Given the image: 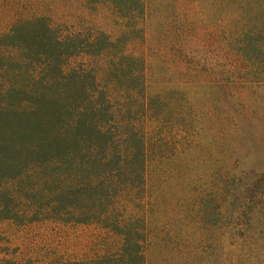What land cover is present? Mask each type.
I'll return each mask as SVG.
<instances>
[{
  "label": "rangeland",
  "instance_id": "obj_1",
  "mask_svg": "<svg viewBox=\"0 0 264 264\" xmlns=\"http://www.w3.org/2000/svg\"><path fill=\"white\" fill-rule=\"evenodd\" d=\"M41 16L64 38L101 32L115 41L132 31L108 3L0 0V34ZM136 28L120 47L145 61L149 93L178 90L195 119L187 136L176 124L143 125L148 264H264V0H146ZM245 29L252 50L241 56L234 48ZM75 46H65L66 71L106 68V58ZM120 244L96 224L0 223V258L18 262L92 261Z\"/></svg>",
  "mask_w": 264,
  "mask_h": 264
},
{
  "label": "trees",
  "instance_id": "obj_2",
  "mask_svg": "<svg viewBox=\"0 0 264 264\" xmlns=\"http://www.w3.org/2000/svg\"><path fill=\"white\" fill-rule=\"evenodd\" d=\"M87 1L110 4L132 31L115 41L101 32L64 38L41 16L0 34V223L96 224L121 243L116 254L50 264H148L143 210L152 152L143 125L176 124L187 136L195 119L178 90L150 94L145 61L120 47L139 33L146 0ZM248 30L236 36L241 56L252 50ZM68 42L106 58V68L66 71ZM0 264L45 263L2 257Z\"/></svg>",
  "mask_w": 264,
  "mask_h": 264
}]
</instances>
